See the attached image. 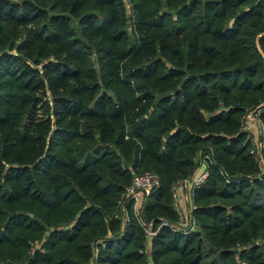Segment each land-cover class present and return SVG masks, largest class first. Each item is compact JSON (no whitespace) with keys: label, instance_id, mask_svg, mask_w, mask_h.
Returning a JSON list of instances; mask_svg holds the SVG:
<instances>
[{"label":"trees","instance_id":"obj_1","mask_svg":"<svg viewBox=\"0 0 264 264\" xmlns=\"http://www.w3.org/2000/svg\"><path fill=\"white\" fill-rule=\"evenodd\" d=\"M263 57L264 0H0V264H264Z\"/></svg>","mask_w":264,"mask_h":264},{"label":"built area","instance_id":"obj_2","mask_svg":"<svg viewBox=\"0 0 264 264\" xmlns=\"http://www.w3.org/2000/svg\"><path fill=\"white\" fill-rule=\"evenodd\" d=\"M261 111H264V103L256 105L254 108L242 115L240 118V131H243L246 137L250 139L252 145L254 146L253 152L258 156L259 164L264 166V123L258 117ZM206 175L207 172L205 170V166L203 163H200L193 174L186 179L177 181L174 184L172 189L174 208L176 209L180 199L185 200L187 202L185 209L187 216L185 220L176 222L173 226L169 225L172 227L173 231L191 232L196 228V222L191 215L195 206L191 203L190 196L192 190L203 183ZM157 184L158 181L156 176L154 173L149 171L136 173L131 176L129 183L124 189L121 199L118 202V215L123 224L127 222L125 205L129 203L133 213L137 214L141 209L142 203L145 201L149 193L157 187ZM166 225L165 221L161 220L154 230H152L151 223L140 222V226L142 227L143 233L146 235L147 239L154 236L159 227Z\"/></svg>","mask_w":264,"mask_h":264},{"label":"crops","instance_id":"obj_3","mask_svg":"<svg viewBox=\"0 0 264 264\" xmlns=\"http://www.w3.org/2000/svg\"><path fill=\"white\" fill-rule=\"evenodd\" d=\"M186 206L187 202L183 199H180V202H178V206L176 208V211L178 213V220H185L187 213H186Z\"/></svg>","mask_w":264,"mask_h":264},{"label":"rangeland","instance_id":"obj_4","mask_svg":"<svg viewBox=\"0 0 264 264\" xmlns=\"http://www.w3.org/2000/svg\"><path fill=\"white\" fill-rule=\"evenodd\" d=\"M263 61H264V57H263ZM262 103H264V101H263ZM144 171H149V172H151L150 170H144ZM144 171H141V172H144ZM141 172H138V173H141ZM134 174H136V173H134ZM172 200H173V198H172ZM173 203H174V201H173ZM176 208H177V206H176ZM131 211H132V209H131ZM132 212H133V211H132ZM113 215L116 216V212H114ZM177 222H181V221H180V220H177Z\"/></svg>","mask_w":264,"mask_h":264}]
</instances>
